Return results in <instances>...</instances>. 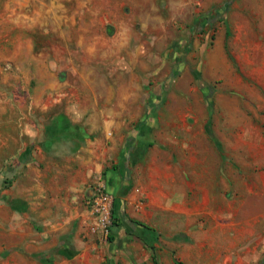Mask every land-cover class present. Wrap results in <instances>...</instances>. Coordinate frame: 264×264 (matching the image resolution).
Masks as SVG:
<instances>
[{"label": "crops", "instance_id": "obj_1", "mask_svg": "<svg viewBox=\"0 0 264 264\" xmlns=\"http://www.w3.org/2000/svg\"><path fill=\"white\" fill-rule=\"evenodd\" d=\"M3 62L39 84L0 118V264L264 256V0H0Z\"/></svg>", "mask_w": 264, "mask_h": 264}, {"label": "rangeland", "instance_id": "obj_2", "mask_svg": "<svg viewBox=\"0 0 264 264\" xmlns=\"http://www.w3.org/2000/svg\"><path fill=\"white\" fill-rule=\"evenodd\" d=\"M0 118L5 117L9 120H16L18 118L28 117V108L31 101V91L39 83L37 79L28 76L27 63L19 62L17 69L15 70L12 62L0 63ZM4 130L5 134H9V137L13 134V127L11 125L1 127L0 131ZM18 145L11 141L3 149L4 154L12 153L17 150ZM7 160H12L11 157ZM4 183L5 187H9L11 182L9 178H1L0 173V185ZM1 193V191H0ZM263 255L260 260L254 264H260L263 259ZM153 264V262H151Z\"/></svg>", "mask_w": 264, "mask_h": 264}, {"label": "built area", "instance_id": "obj_3", "mask_svg": "<svg viewBox=\"0 0 264 264\" xmlns=\"http://www.w3.org/2000/svg\"><path fill=\"white\" fill-rule=\"evenodd\" d=\"M85 206L92 218L88 231L98 235L102 241H108L114 219V199L108 191L104 172L92 177L91 192L85 200Z\"/></svg>", "mask_w": 264, "mask_h": 264}]
</instances>
